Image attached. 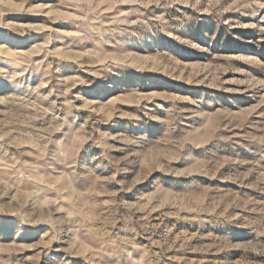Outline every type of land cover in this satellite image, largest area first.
Listing matches in <instances>:
<instances>
[{"label":"rangeland","instance_id":"obj_1","mask_svg":"<svg viewBox=\"0 0 264 264\" xmlns=\"http://www.w3.org/2000/svg\"><path fill=\"white\" fill-rule=\"evenodd\" d=\"M0 264H264V0H0Z\"/></svg>","mask_w":264,"mask_h":264}]
</instances>
